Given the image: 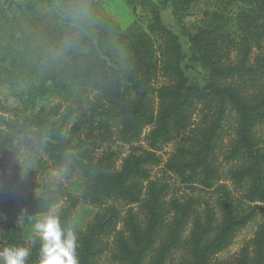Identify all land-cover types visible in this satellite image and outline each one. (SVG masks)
I'll return each mask as SVG.
<instances>
[{
	"label": "trees",
	"instance_id": "trees-1",
	"mask_svg": "<svg viewBox=\"0 0 264 264\" xmlns=\"http://www.w3.org/2000/svg\"><path fill=\"white\" fill-rule=\"evenodd\" d=\"M170 1L176 10L191 0ZM250 1L254 9L246 15V20L252 29L251 35L264 38V0ZM56 7L62 17L56 18L59 23L53 27L59 29L70 62L65 70L106 102L107 124L116 126L117 138L122 143L137 141L143 130L148 129L144 135L147 149L125 157L116 168L112 153L98 158H79L69 152L67 141H50L52 136L44 139L42 135L46 128L41 120L26 118L19 123L0 116V153L6 151L17 155L19 137L30 135L58 168L80 174L84 182V199L100 207L101 211L78 235V264H98L105 250L104 239L112 234L117 261L143 264L144 256L156 241L164 216L169 213L173 214V219L167 227L166 238L150 264H164L167 255L178 248L187 253L179 264H212L213 257L228 247L254 215L253 210L245 213L235 205L225 184H215L220 176L213 157L217 143L226 135L225 124L229 117L233 118L234 124L225 157L230 163L227 179L240 189L245 201L264 203V147L254 135L258 127L264 126V85L251 96L244 80L250 73L264 76V56L258 58L255 69L249 68L250 41L244 38L237 64L222 65L223 56L218 49L225 47L226 41L212 40L209 33L200 31L189 38L191 46L199 52L201 63L208 68V77L200 85L185 75L179 39L163 24L155 4L149 8L147 29L157 40L138 26L134 31L126 32L117 27L116 30L109 29L108 24L113 22L100 15L97 0H60ZM26 8L33 10L34 7ZM112 38L116 47L109 41ZM157 77L163 81L154 85L152 82ZM152 94L155 95V106ZM0 110L2 114L11 115V110L6 107L0 106ZM195 111L199 120L194 132L191 136H183ZM174 140L177 144L165 159L164 171L175 174L185 186L199 183L203 189L215 187L220 212L218 222L212 226L214 217L207 206L204 220L193 218L186 240H182L181 235L192 204L186 200L183 203L178 200L166 202L164 186L150 179L146 167L159 164L157 152ZM142 181L146 182L145 186ZM108 199L139 204L145 213V226L128 218L123 221V228L117 229L119 216L114 208L105 204ZM58 200L50 190L33 194L21 181V176H11L0 170V248L26 247L21 228L14 220L19 216L46 213ZM73 207L74 202H71L56 212L62 227H68ZM39 253L40 245L34 244L29 248L25 264H39ZM216 264H264V218L253 239L241 247L231 261Z\"/></svg>",
	"mask_w": 264,
	"mask_h": 264
},
{
	"label": "rangeland",
	"instance_id": "rangeland-1",
	"mask_svg": "<svg viewBox=\"0 0 264 264\" xmlns=\"http://www.w3.org/2000/svg\"><path fill=\"white\" fill-rule=\"evenodd\" d=\"M97 2L100 15L114 23L108 24L109 29L119 28L120 31L126 32L130 29L134 31L138 26L152 39L157 40L147 29L150 23L149 8L151 4H155L163 24L179 39L183 54L181 67L185 75L200 85H203L208 77V68L201 63L198 50L191 46L189 40L190 36L200 31L209 33L212 40L226 41L227 45L225 47L221 45L222 49H218L223 56L222 65L237 64L244 38L250 41L247 62L249 68L255 69L259 62L258 58L264 56V38L253 37L252 29L247 24L246 15L254 9L250 0H191L182 9L176 10L170 0H97ZM59 3L60 0H0V106L11 110V115L2 114L0 110V116L19 123L26 118L41 120L46 128L44 136L42 135L44 139L46 136H52L50 141H67L69 152L79 158L82 156L98 158L102 154L112 153L115 166L119 168L125 157L140 154L147 149L144 135L148 129L143 130L137 141L131 144L122 143L117 138L116 126L107 124L106 102L96 91L65 70L70 62L65 55V46L59 36V29L53 27L59 23L56 18L62 17L59 15L61 11L56 7ZM26 6L34 8L29 10ZM109 41L116 47L114 38ZM236 77L238 78L237 75ZM244 78L247 93L251 96L257 94L264 85V76H259V73H250ZM161 81L163 79L157 77L152 83L155 85ZM152 101L155 106L154 94ZM198 120L199 115L195 111L183 136L192 135ZM233 124V118L229 117L225 124L226 135L217 143L215 149L213 160L220 176L215 184H225L232 193L235 205L245 213L253 210L254 215L236 233L228 247L213 257L212 264L231 261L240 248L253 239L264 218V203L245 201L240 189L235 188L227 179L230 163L225 157L233 135ZM254 135L264 147V126L258 127ZM19 140L17 155H11L6 151L0 153V170L11 176H21V181L27 184L35 195L50 190L59 198L57 204L46 213L19 216L14 220L21 228L25 246L31 248L34 244L40 245L38 236L33 240L35 219L49 212L56 213L60 207L71 202H74V207L68 227L74 228L77 236L80 235L91 224L95 214L101 211L100 207L89 204L84 199L82 177L70 169L58 168L47 153L36 146L32 136L28 135L25 138L20 136ZM175 144L177 140L162 146L157 152L160 157L159 164H150L146 167L150 179L164 186L163 197L166 202L178 200L183 203L186 200L192 204L181 235L182 240H186L192 229L193 218L204 220L209 210L214 217L212 226H215L220 212L216 205L215 187L203 189L199 183L185 186L175 174L164 171L165 159ZM141 183L142 186L146 184L145 181ZM104 202L118 213L117 229L121 230L123 221L128 218L135 219L141 227L145 226V213L139 204L115 199ZM172 219L171 213L164 216L156 241L144 256L143 264L152 262V258L166 238L167 227ZM1 224L0 220V230ZM104 248L98 264H126L115 259L113 234L104 239ZM186 254L182 248L175 249L167 255L164 264H179Z\"/></svg>",
	"mask_w": 264,
	"mask_h": 264
},
{
	"label": "clouds",
	"instance_id": "clouds-1",
	"mask_svg": "<svg viewBox=\"0 0 264 264\" xmlns=\"http://www.w3.org/2000/svg\"><path fill=\"white\" fill-rule=\"evenodd\" d=\"M35 236L40 241L39 264H78L77 232L72 227H62L53 211L33 223ZM29 248L6 246L0 248V264H25Z\"/></svg>",
	"mask_w": 264,
	"mask_h": 264
}]
</instances>
